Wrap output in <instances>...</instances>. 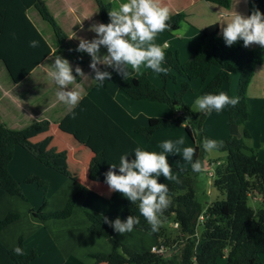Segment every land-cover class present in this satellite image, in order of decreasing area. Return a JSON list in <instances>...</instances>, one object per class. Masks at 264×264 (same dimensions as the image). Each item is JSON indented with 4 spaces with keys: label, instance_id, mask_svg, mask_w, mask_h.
Wrapping results in <instances>:
<instances>
[{
    "label": "trees",
    "instance_id": "1",
    "mask_svg": "<svg viewBox=\"0 0 264 264\" xmlns=\"http://www.w3.org/2000/svg\"><path fill=\"white\" fill-rule=\"evenodd\" d=\"M204 1L225 9L230 6V0ZM94 2L100 20L109 23L108 11L112 9L111 4L103 0ZM253 7L264 14V0H248V15ZM31 8H34L42 20L52 28L57 41L54 51H51L27 18L26 12ZM183 19V13L171 15L170 30H177ZM33 40L38 42V47H29V42ZM50 55H58L69 63L77 64L91 59L86 53L77 52L76 48L69 44L67 34L49 13L43 0H0V61L12 82H21ZM263 61L264 48L260 46L247 50L241 40L229 47L225 45L222 37L202 32L198 46L186 62H180L177 52H165V62L162 66L168 68L167 75H157L147 69L143 75L120 80L118 89L135 101L161 103L172 109L185 111L188 114L186 120L189 126L196 131V138L193 139L191 129L186 127L195 149L194 162L197 159L202 162L205 151L201 143L205 138L211 139L202 127L210 112H193L185 104L184 97L190 90L189 83L200 82V97L218 94L222 86L229 81L230 75L237 73L239 79L236 93L232 97H238L239 103L219 112L227 115L230 126L244 127L247 121L246 91L255 68ZM151 76L157 77L162 85L157 87L152 84ZM177 76L185 82L179 86L178 91L169 95L165 86L169 81L175 82ZM72 113H75V118ZM182 121L181 118H151L146 126L136 127L135 133L149 140L157 130L176 126ZM48 126V122L42 121L21 130H11L0 120V196L9 195L27 201L20 184L8 172L16 146L24 149L42 165L68 177L67 170L58 164V161L66 158L65 151H42L39 142H30L26 137ZM58 129L81 142L92 152L88 164V178L91 182L105 186L107 185L104 183V174L108 171L109 164L118 166L120 156L125 153L129 155L130 160L134 159V149L140 148L86 96L59 122ZM248 139L249 135L243 129L242 138L229 136L216 140L222 145L217 152L224 153L226 160L224 165L215 169L212 186L223 199L214 200L204 209L197 202L193 190L196 173L192 169H182L169 163L178 182L165 183L172 203L161 217L162 225L156 233H151L150 226L140 216L138 204H132L126 197L121 200L120 203L128 208L124 220L128 216L139 219L140 223L133 229L160 240L166 249L173 250L170 257L151 251L138 253L125 245L118 246L114 239V230L104 224L97 215L85 212L89 223L87 232L106 239L112 246L110 253H95L90 257L98 264H217L218 259L224 256L225 264H263L260 255L264 254V161L259 160L255 152L247 146ZM116 171L118 174V169ZM24 183L34 184L39 189L45 186L44 181L33 175L26 177ZM83 193L84 187L80 186L62 209L53 212L44 211L46 196L43 194L42 205L31 211L32 216L40 221L66 220L72 215ZM251 195L261 198L258 210L248 205ZM19 218V214L8 212L0 220V231ZM170 223L175 232H168V228H164ZM175 224L177 227H174ZM198 227L202 229V233L196 238ZM174 235L175 238L172 237ZM17 246L22 248L21 238L18 239ZM36 257L34 251L17 256L13 249H7L0 242V264H31Z\"/></svg>",
    "mask_w": 264,
    "mask_h": 264
},
{
    "label": "crops",
    "instance_id": "2",
    "mask_svg": "<svg viewBox=\"0 0 264 264\" xmlns=\"http://www.w3.org/2000/svg\"><path fill=\"white\" fill-rule=\"evenodd\" d=\"M65 2H69L67 11L72 15L70 20L75 22L73 28L65 30V33L69 44L77 48L79 39L90 41L95 38V33L89 31L91 26L97 23V17H94V0H65ZM125 2L127 0L118 1V4ZM45 4L50 11L49 4L46 1ZM162 4L169 7L171 15L184 14V19L177 29L184 31L182 36L174 35L172 30L159 33L155 43L160 46L167 43L169 47L165 48L164 52H177L182 63L190 58L198 46L202 32L222 37V27L226 21H222L221 16L234 11L245 17L248 16V0H230L228 9L214 6L204 0H164ZM70 8L74 11L70 12ZM30 10L26 12L27 18L46 41L51 51H54L56 48L49 43L30 17ZM52 15L55 17L54 14ZM257 47L259 45H250L246 49L252 50ZM100 53L106 54V49L102 47ZM54 59L55 57L50 55L42 60L19 83L12 82L0 61V120L11 130H21L37 122H48L47 128L36 130L26 137L30 142H39L42 151L49 149L65 151L66 158L58 161V164L68 172V177L63 176L39 163L21 147H15L13 158L8 165V172L20 184L27 201L9 195L0 196V220L8 212H15L20 216L18 221L0 231V242L7 249L12 250L21 238L23 251L25 253L34 251L37 254L31 264H98L90 256L95 253H110L112 246L106 239L87 232L89 223L85 212L93 213L102 220L103 217H108L109 220L119 217L123 221L128 208L120 203L125 198L124 196L119 193H110L107 186L89 180L88 164L92 158V152L81 142L58 129L59 122L69 113V110L64 104L56 102L58 86L50 82L47 77V68ZM90 63L91 59L82 64L70 63L74 72L78 66L89 77V80L83 81V97L86 96L94 102L141 150L164 154L168 157L169 163L191 170V164L182 158L184 147L194 148L186 132L188 122L187 126H181L187 121L184 117L185 111H178L161 103L132 100L118 89V83L122 78L111 68L98 66L102 71H108L111 74V80H105L102 83L91 81L94 73L89 68ZM146 70L142 69V72ZM129 71V77L140 76ZM215 72L216 70L213 73ZM238 79L237 73L231 74L229 81L222 86L220 92L232 97L236 93ZM80 80L79 77L77 82ZM150 81L157 87L162 85L155 76H151ZM184 82L185 80L178 76L175 82H167L165 86L167 93L172 95ZM196 82L189 83L190 90L184 97L187 106L193 101H191L192 97L195 99L196 96H200V82ZM193 85H196L197 89L195 87L194 90ZM70 87L74 88V85ZM263 89L264 61L255 68L246 91L247 121L244 127L230 126L225 113L210 112L203 124V131L212 139L221 140L229 136L236 137L239 132L242 135L245 129L249 135V139L246 140L247 146L255 152L259 160L264 161ZM54 102L55 107H52ZM151 118L168 120L181 118L183 121L176 126L157 130L149 140H146L135 133V128L146 126ZM189 128L195 139L196 131L190 126ZM181 138L184 144L177 146L180 152L175 149L171 153L164 152L162 144L165 141H172L175 144ZM260 152H262L261 157ZM208 153L205 152V154ZM31 175L45 182L43 189H39L34 184L24 183L26 177ZM173 175L176 176L174 172ZM168 181L163 177L159 178L160 183ZM80 186L84 187V193L68 219L40 221L32 216L31 211L41 207L43 194L46 196L44 211L53 212L62 209ZM217 193L216 199H220L221 194L218 191ZM253 199H256V196H253ZM257 200L261 201V198L258 197ZM120 237L118 239V233L114 232V239L118 246L125 245L138 253L151 251L157 241L150 234L135 229ZM260 259L264 264V254L260 255Z\"/></svg>",
    "mask_w": 264,
    "mask_h": 264
},
{
    "label": "clouds",
    "instance_id": "3",
    "mask_svg": "<svg viewBox=\"0 0 264 264\" xmlns=\"http://www.w3.org/2000/svg\"><path fill=\"white\" fill-rule=\"evenodd\" d=\"M70 12L74 9H69ZM110 22L108 24L96 23L89 29L95 33L92 40L79 39L77 52L86 53L91 58L89 68L94 76L91 81L102 83L111 80L108 71H102L98 66L111 68L122 79L130 75V71L137 75H143L142 69H150L157 75H167L168 68L162 65L165 62L164 49L169 47L167 43L162 46L155 43L159 33L169 31L171 25V11L162 4V0H127L118 8L108 11ZM226 21L222 27V38L226 46H232L238 41H243L245 48L250 45H259L264 48V14L253 7L250 15L243 16L232 12L221 16ZM183 29L175 30L174 35L182 36ZM29 47H38V42H29ZM106 49V54L100 53L101 48ZM47 77L50 82L58 86L56 102L67 106L69 112L75 109L83 98V81L89 80L80 67L73 68L69 61L56 56L47 68ZM80 77V82H77ZM70 87V86H73ZM239 103L238 97H229L226 93L206 94L195 100V107L201 113L222 111L227 107H235ZM55 107V102L52 104ZM73 118H75V113ZM187 126V121L181 125ZM183 138L165 141L162 148L165 153H171L175 149L180 152L178 145H183ZM201 146L205 152H215L222 146L216 140L204 139ZM134 159H129L127 153L119 158V165L109 164L108 171L104 174V183L110 193H119L126 197L132 204H138L140 214L150 226L151 233H156L162 225L164 212L172 201L168 195L169 189L165 183H160L163 177L169 181H176L168 157L136 148L133 151ZM195 149L184 147L182 158L191 164L192 171L201 173L202 162L197 159L193 162ZM118 169V174L117 170ZM178 182V181H176ZM103 223L111 227L115 233L123 236L131 233L139 219L128 216L125 220L117 217L109 220L103 217ZM13 252L17 256H23V249L14 247Z\"/></svg>",
    "mask_w": 264,
    "mask_h": 264
},
{
    "label": "rangeland",
    "instance_id": "4",
    "mask_svg": "<svg viewBox=\"0 0 264 264\" xmlns=\"http://www.w3.org/2000/svg\"><path fill=\"white\" fill-rule=\"evenodd\" d=\"M43 1L44 2L46 1L49 4V6H50V11L48 10L49 13L51 15L52 14L55 15L54 19L56 20L57 24L59 25V27L64 32L67 29L73 28L75 22L70 20V17L72 15L69 14L67 11V7L69 5V2L67 3V2H65V0H43ZM103 1L105 3L111 2L112 3V4L110 3L111 7L114 9V8L119 7L118 5H120V3L118 4V1H122V0H113V1L112 0H103ZM95 16L97 17V23H103L100 20L98 10H97V7H96L95 2H94V17ZM30 17L35 22L36 26L39 28L40 32L44 35V37L46 39H48L49 43L54 48H56L57 47V41L55 39V36L52 32V28L50 27V25L47 22L42 20V18L40 17L38 12L34 8H31V10H30ZM196 83H199V82L197 81ZM195 87H196V85H193L194 90H195ZM196 89H197V87H196ZM199 97L200 96H196L195 99H193V97H192L191 101L192 100L193 101L190 104H188L190 106V107L188 106L189 109L193 112H199L195 107V100ZM184 117L186 119L188 118V114L186 112H184ZM227 127L229 129V126H227ZM237 136H236L237 138H242V135L240 132L237 134ZM214 140H216V139H214ZM221 140H223V139H221ZM261 156H262V152H260V157ZM225 160H226L225 154L219 153L216 151L208 153V154H204V156H203V161H202L203 171L201 173L195 174L194 183H193V190H194L195 198L203 209L208 204H210L211 202L216 200V198L218 196L217 191H215L213 186H212V182L214 179L213 175H214V171L217 167L225 164ZM210 174H212V175H210ZM257 198L258 197H256V199H253V195H251V197H249V199H248V205L254 210H258L261 206L260 201H259L260 199L257 200ZM220 199H223L222 195H221ZM164 228L165 229L168 228V230H169L168 232H170L172 230L175 232V230L172 229L173 225L171 223L169 224V226H165ZM201 233H202V229L200 227H198L196 238H199V235ZM172 237L175 238L176 236L174 235ZM119 238H121V237L118 234V239ZM172 253H173V250H168L165 247V252L163 253V255L165 257H167L168 255H171ZM225 261H226V258L224 256V257L218 259L217 264H225Z\"/></svg>",
    "mask_w": 264,
    "mask_h": 264
},
{
    "label": "built area",
    "instance_id": "5",
    "mask_svg": "<svg viewBox=\"0 0 264 264\" xmlns=\"http://www.w3.org/2000/svg\"><path fill=\"white\" fill-rule=\"evenodd\" d=\"M174 227H177V224H175ZM151 252L158 255H163V253L165 252V246L161 243L160 240H157L155 245L151 248Z\"/></svg>",
    "mask_w": 264,
    "mask_h": 264
}]
</instances>
